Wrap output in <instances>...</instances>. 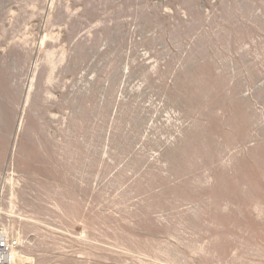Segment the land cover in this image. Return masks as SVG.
Instances as JSON below:
<instances>
[{"label": "rangeland", "instance_id": "obj_1", "mask_svg": "<svg viewBox=\"0 0 264 264\" xmlns=\"http://www.w3.org/2000/svg\"><path fill=\"white\" fill-rule=\"evenodd\" d=\"M0 231L15 264H264V0H0Z\"/></svg>", "mask_w": 264, "mask_h": 264}, {"label": "built area", "instance_id": "obj_2", "mask_svg": "<svg viewBox=\"0 0 264 264\" xmlns=\"http://www.w3.org/2000/svg\"><path fill=\"white\" fill-rule=\"evenodd\" d=\"M18 245L19 240L17 237L0 231V264H15Z\"/></svg>", "mask_w": 264, "mask_h": 264}]
</instances>
